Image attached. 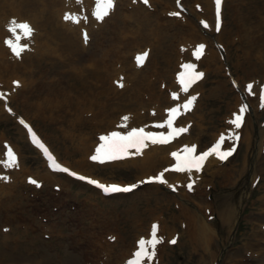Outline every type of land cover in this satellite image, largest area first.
Instances as JSON below:
<instances>
[{
  "label": "rangeland",
  "instance_id": "374dc122",
  "mask_svg": "<svg viewBox=\"0 0 264 264\" xmlns=\"http://www.w3.org/2000/svg\"><path fill=\"white\" fill-rule=\"evenodd\" d=\"M4 1L0 2V23L10 21L15 17L13 11L17 9L15 6L18 9L21 8L19 2L15 3L18 0L15 2L5 1L3 4ZM124 1L122 9L118 10V13L121 12L122 14L119 13L118 15L113 11L111 16L106 18L102 25L97 28V30L102 29L103 31L83 48V53L77 59L74 57L76 60L74 67L57 63L54 59L50 60L48 53H44L42 60L38 62L42 68V81L55 84L53 81L60 80V75L65 72L67 76L62 75V79H67L70 85L73 84L77 88L80 80L78 65L87 68L86 72L90 73L91 68L89 66L92 60L88 56L90 53L97 51L99 54L102 51L100 46L96 44V40L100 39V41L103 40L102 45L106 46L108 55H110V61L108 64L106 63V66L110 65L111 73L108 83L112 89L116 88L121 95L126 93L125 96L129 98L133 92H127L129 89L127 87L135 86L137 78L142 77L141 74L144 76V81L150 83L151 87L147 85L146 89H141L137 96L132 97V103L128 104L126 97L122 98L124 99L123 103L128 104L131 107L130 110H137L138 105L136 104L146 96L145 93L150 88L152 91L160 90L163 93L160 96L162 102L160 107L165 109L172 104L171 102L168 105L169 102H165V96L168 101L169 89L172 87L170 83L174 80L172 69L178 68L176 62L181 58L188 59L192 48L201 40V37H204L208 48L215 53V56L213 57L211 54L207 56L206 54L204 60L202 59L198 63L204 76L198 87H193L190 92L196 95V100L193 102L194 112L178 119L177 124L180 126L194 124L197 113L202 115L206 113V122L203 120L205 129L198 135L192 130L190 136L196 140L193 142L197 144V150H202L213 141L219 129L226 126L224 121L228 117L230 106L233 108L236 106V104L234 105L235 98L243 102L244 95L247 98L249 94L252 97L250 99L253 107H247L249 118L248 121L246 117L247 127L253 138L257 127L264 128V107L260 106L257 96L258 86L264 77V68L256 64L253 67L254 65L247 60L250 55L253 61H258L255 56L258 54V49L264 47V41L258 46L255 45L256 41L263 38L258 37L256 32L252 31V28L250 29L251 23L252 26L257 24V22L253 23L255 19H258L257 17H264V0H226L224 7L225 25L222 34L211 30L212 18H208V15L211 16L212 14L211 9L207 14H197L193 10L196 0H181L185 10L179 11L183 12V15L188 17L187 19L183 15H170L177 10L175 0H149L147 5L143 2L138 3V0ZM199 3L202 4L201 1ZM45 4L42 6L44 12L50 13L53 9L51 8L52 5L46 2ZM135 6H139L140 9H135ZM38 9L40 10V7ZM139 11L151 13L148 16H152L150 19L154 24L144 29L153 31L158 27L159 32L162 31L163 39L159 40V45L156 43L154 46L156 48L162 46V48L161 52H155L153 47L150 49L149 43L137 41L138 45H132V48H126L123 51L126 69L119 62V55L112 48L115 43L112 34L119 28L118 23L123 19V14L128 15L129 12H138L139 14ZM20 13L23 18H32L30 11ZM198 16L200 17L198 18ZM205 17L209 19H207L208 28L200 23V19ZM126 19L131 20V18ZM198 19L199 23L197 22ZM170 20L175 26L177 25V30H172L174 26L169 24ZM38 22L41 24V19L36 16L35 23ZM129 23L132 27L131 22ZM97 30L94 29V33ZM174 30H176L174 34L169 35ZM232 30H235L237 34L232 36ZM120 31L118 29L116 33ZM129 37L134 38L136 35L127 34L125 36V38ZM195 37L196 39H194ZM30 40L33 43V49L30 51L32 53L37 51V41L39 43L40 41L44 42L36 33H34V38L32 36ZM52 40L56 45L54 39ZM250 42H254V45H251ZM178 43H180L181 49L179 53L176 51ZM43 47L45 49V46ZM144 50L148 52L146 60L149 57L150 61L148 64L144 62L137 66L134 62L136 52ZM40 52H42L41 48ZM7 59L9 58L7 57ZM162 60L169 62L167 66L168 74L171 75L169 78L160 74L161 69L164 70L165 68L162 65ZM17 64L19 65V63ZM132 66L136 71L135 75L132 74ZM47 68L48 70H46ZM22 69L37 70V66L28 65L27 68L24 69L23 67ZM50 71H56V74H49ZM14 74V72H0V86L5 90L7 86H11ZM20 75L24 79L28 76V72L20 71ZM91 79L88 78V82ZM232 80H236L237 86L232 85ZM28 83L31 84L30 79ZM32 83H36V77H32ZM60 83L62 84L59 86L65 84L63 81ZM249 83L253 85L250 91L246 87ZM37 85L40 86V83ZM215 88L222 89V91L217 94H207L210 90L215 91ZM29 94L30 92H26L11 100L8 106L12 111H5L7 115L0 112V176L9 177L8 180L0 179V264H121L124 257L119 256L121 246L130 241L128 250H131L134 237L137 234L145 233L146 228L150 229L148 224L150 225L155 215L163 217L165 223L167 222L166 226L171 228V231L163 229V234H160L162 239L159 243L163 248L161 247L160 256L162 257L159 264H264V152L260 157L253 158L254 149L252 145L243 141L238 143L236 154L230 160L201 172L203 178L201 184L205 183L202 198L211 207L205 211L203 207H200V213L206 214L207 218L209 217L213 222L215 236L210 247V253L212 248L214 255L204 261H199L198 252L202 254V250L189 254L186 231L179 222L183 218L177 209V202L186 204L188 201L191 203V201H198V197H195L196 199L183 198V200L174 191L158 186L160 192L163 190L165 192L164 199L166 197L169 199L166 201L160 197V201H162L160 204L155 201V198L162 193H153L150 197L148 194L141 196L138 193L149 190V183L140 184L137 193L135 192L130 196L104 197L97 190H93L64 174H56L55 176L49 174L40 154L28 144L26 135L17 121V116L29 119L60 160L67 162L77 173L96 178L100 182L133 183L135 179H138L136 178L137 171L133 167H125L121 163H100L90 160V156L99 143V135L108 131L106 125L108 119L106 117L103 119L96 116L94 110L93 113L84 110L82 118L91 119V124L84 126L83 130L73 131L69 138L62 128L64 125H68V120L72 117L67 115V117H57L54 120L48 119L45 113L36 110V107L42 103L44 93L35 92L32 97H29ZM118 106H121L120 102H118ZM148 106H153V104L149 103ZM121 110L117 109L113 112L115 113L114 117L122 113ZM149 110L148 112L145 109L144 115H150L153 108ZM164 115L155 116L156 118H153L152 121L146 120L149 116L141 118L128 116L127 121L131 122L130 124L133 126H149L155 119H157L156 121L164 119L166 117ZM241 132L244 133V130ZM82 141L86 142L85 147L90 148L88 152L82 149ZM6 145L7 149L10 147L16 154L15 166H5L4 162L7 156L4 158L3 154H5ZM85 160L94 165L91 164L92 167L89 168L79 165ZM243 160L246 161V168L242 174L234 183L226 181L225 172H231L238 168ZM219 167L224 170L222 175L217 174L212 180H209L211 170ZM156 172L157 170L151 171L152 174ZM251 173H253V178L248 180ZM29 178L38 181L39 186L30 183ZM155 188L152 187V190ZM157 203L159 204L158 208ZM227 203L234 206L233 220L230 221V225L221 223L217 218L218 209ZM162 221L164 223V220ZM237 221L235 234H232ZM178 233L180 234L178 236L179 243H169V236L173 234L176 236Z\"/></svg>",
  "mask_w": 264,
  "mask_h": 264
},
{
  "label": "bare ground",
  "instance_id": "6f19581e",
  "mask_svg": "<svg viewBox=\"0 0 264 264\" xmlns=\"http://www.w3.org/2000/svg\"><path fill=\"white\" fill-rule=\"evenodd\" d=\"M1 1H3V0H0V2ZM5 1H14L15 2L16 0H5ZM5 1L3 2V4L5 3ZM199 1H201L202 4L199 3ZM18 2L20 3L21 8L18 9V7L15 6L17 9L13 10L14 16L17 18V21H21V20L26 19L27 22L30 23L31 26H33V29H34V32L32 34L33 38H34V33H36V35L38 37L40 36L44 42L40 41V43H39V41H37V43H36V46L38 45L37 51H34L32 53L30 51H32V49H33V47H32L33 43H31V40H30L31 38H29V39H27L28 45L30 46L29 52H24V54L21 56V59L19 62H17V60H12L11 58H10V60H8L7 56H8L9 52H7V51L9 49V47H7V48L4 47L3 42L5 43V38H7L8 36L10 37L12 35V33H10L8 31V29L6 28L8 21H5V22L3 21L4 23L3 22L0 23V72L1 73H2V71H4V73L14 72L15 73L14 78L19 79L21 81L20 86L16 88L15 92H14V90L12 92L11 86H9V87L7 86L9 89L7 96H8L10 101L14 100L15 97H17L19 95L25 94L26 92H30L29 97H32L35 92L44 93V96L42 97V103H40V105H38L36 107V110L42 111L43 113H45V115L48 119L50 118L52 120H54L57 117H67V115L72 117L68 120V125H64V127L62 128V129H64V132L67 135V137H69V138L71 137V133L73 131L83 130L84 126H86V125L89 126L91 124V119H88V118L83 119L82 118L83 117L82 112L84 110L91 111V112L94 110V113L96 116H99L103 119H104V117H106L108 119L106 125H107V128L109 130L114 128V125H115L114 122H116V120L118 121L119 115L123 114V113H127V116L132 117V118L133 117L134 118L135 117L141 118V117L149 116V117H147L146 120L150 119V121H152L153 118H156L155 116H160L163 113V109L160 107V104H162V102L160 100V96H162L163 93L160 90L159 91H152L150 88L147 89V91L145 93L146 96L143 99L141 98L139 103L136 104V105H138L137 110H130L131 107H129L128 104L131 102L132 97L137 96L138 92L141 89H146L147 85L150 86V83L144 81V76L142 74H141L142 77L139 76L137 78L138 80L136 79L137 83L135 86L127 87V88H129L127 90V92H130V91L133 92L132 95L131 94L129 95V98L125 96L126 93L124 95H121V93L116 88L112 89L111 86H109L108 79H109L111 72H110V65L106 66V63L108 64V62L110 61V55H108V51H107L106 46L104 47V45H102L103 40L100 41V39L96 40V44L98 46H100L102 51L99 52V54L97 51L94 53H90L88 56V58H91V60H92V63L89 66L91 68L90 73L86 72L87 68L81 67L78 65L79 79L80 80H79V86H77V88L73 84L70 85V83L68 82L67 79L66 80L62 79V75L67 76V74L65 72L62 73V75H60V80L56 79L55 81H53V82H55V84H51L49 81H42V77H41L42 76V73H41L42 68H41V65L38 64V62H40V60H42L41 58L44 56V53H48L47 55H48L50 60L54 59V60H56L57 63H62V64H66L67 66L74 67L75 66L74 63L76 62L75 58L77 59L80 56V54L83 53L84 43L89 44L90 42H92V39H94V37H96L101 31H103L102 29L97 30V28H99L100 25H102V23L106 20V18L111 16L112 11H115V13H118V10L122 9V4L125 3L124 0H114L113 9L110 11V13L106 17H104V19L100 23L97 21L93 22L92 18H90V20L92 22L88 21L89 16H91L92 7L95 6V4L91 5L92 0H77L76 2H74L73 0H68L67 4H65L64 0H18L15 3H18ZM45 2L47 4L50 3L52 5L51 8H53V9H51L50 13L44 12V7H42V6L46 5ZM195 3L196 4L199 3L202 6L201 7L202 12L208 13V10L211 9L212 13H213L214 0H196V1H194V4ZM225 5H226V0L223 1L222 10H221L222 15H224ZM139 6H141V5L139 4ZM139 6H135L134 8L140 9ZM196 6L197 5H195V8H196ZM39 7H40V10L38 9ZM195 8L193 6V9H195ZM22 11H24V12L30 11L32 18L30 19V17H28V18L21 17L20 12H22ZM62 11L64 14L65 13H69V14L75 13L81 19L79 20L78 23L71 22L70 24H65L64 22H61V20H60V17L62 15ZM57 13H58V15H57ZM119 13H121V12H119ZM119 13H118V15H119ZM150 14H151L150 12H145V11H142V12L139 11V14H138V12H129L128 15L123 14V19H121V21L118 23V27H119L118 29L121 31L116 33L118 30L117 26H116L117 30H115L112 34V39L114 38L113 40L115 42L112 48H113L114 52L119 55V57H118L119 62H121L122 66L126 69H127V67L124 64V52L123 51L126 48H132V45L133 46L138 45L137 41H140L141 43L146 42V44L149 43L150 49H151V47H153L155 52H157V51L161 52L162 46H159L157 48L154 46L156 43H157V45H159L160 44L159 40L163 39L162 31L159 32L158 27L156 28V30H153V31H150L149 29H147V30L144 29V28H148L149 25L154 24L152 22V20L150 19V17L152 18V16H148ZM160 14H162V13H160ZM4 16H7V15H4ZM36 16L38 17V19L39 18L41 19V24L39 22L37 24L35 23ZM57 16H58V20H57ZM84 17H87V19L85 20ZM5 18H7V17H5ZM126 18H131V20L126 19ZM184 18L187 19L188 17L184 16ZM208 18L211 19V16L209 15ZM257 18L258 19H255L253 22V23L257 22L256 25L252 26V23L250 24L251 25L250 29L252 28V31L256 32L255 34H257L258 37L263 38L262 40L255 42L256 46L263 43V41H264V17L259 16ZM129 22H131V25L133 28L130 27ZM262 22H263V25H261ZM169 24L174 26L172 28V30L177 28L176 27L177 25L175 26V24L172 22V20L169 21ZM211 26L213 29L214 28L213 23ZM82 29H84L85 31L82 32ZM94 29L97 30L95 33L93 31ZM166 29H168V28H166ZM166 29H161V30H166ZM42 30H44V32H42ZM176 30L170 32L169 35H173ZM236 30L238 33V26H237ZM220 31H221V34L224 32V21L222 22V26H221ZM85 32L87 33V37H88L87 41H85L84 35H83ZM232 32H233L232 36H234L236 31L232 30ZM127 34H129L130 36L136 35V37L125 38V36ZM236 36H238V35H236ZM52 39H54L56 45H54ZM194 39H196V37ZM250 39L253 41L252 38H250ZM148 41H151V42H148ZM200 41H203V42L205 41L207 43V41L205 40L204 37H201ZM253 43L254 42H250L251 45H254ZM178 44L180 45V43H178ZM5 46H6V44H5ZM43 46H45V49ZM115 47H117V48H115ZM145 47L148 48V46H145ZM40 48L42 49V52H40ZM176 51L180 52V50H176ZM206 54H207V56L209 54H211L213 57L215 56V53L210 48H208V45H207V47L205 49V53L202 56V58L200 59V61H202V59L204 60V57L206 56ZM86 57H87V55H86ZM255 57L258 61H256V60L253 61V58L250 55H249V59H247V60L250 61L252 65H254L253 67H255V64H256V65H261V68H264V47H260L258 49V54ZM81 58L83 59L84 57H81ZM12 61H14V62H12ZM149 61H150V59L148 57L147 60H145V63L148 64ZM17 63H19V65ZM162 63H163L162 64L163 67H165V68H164V70L161 69V73H160L161 76L167 77V78L171 77V75L168 74V70H167V66H168L169 62L162 60ZM176 64H177V62H176ZM28 65L32 66V67L37 66V70L25 69V68H27ZM23 67L25 70L22 69ZM79 67H81V68H79ZM174 67H175V65H174ZM208 67H209V64H208ZM46 70H48V68ZM20 71L28 72V76L23 79L21 77L22 75H20ZM172 71L174 72V71H176V69L173 68ZM55 72L56 71H50L48 73L49 74H56ZM135 73H136V71L133 69V66H132V74L135 75ZM133 75L131 76V78L133 77ZM32 77H36V83L35 84L32 83ZM88 78H92L90 82H88ZM29 79L31 81V84L28 83ZM60 81H63V83H65V84H63V86H59L62 84V83H60ZM201 81H202L201 79L196 81L191 86V88L198 87V85L200 84ZM39 83H40L41 87L39 85H37ZM106 83H107V85H106ZM174 84L175 83L171 82L170 86L173 87ZM221 91H222V89L215 88V91L210 90V91H208L207 94L208 95L217 94ZM213 92H215V93H213ZM125 97L128 100V104L123 103L124 99H122V98H125ZM183 97L185 98V96L182 95L181 98H183ZM166 98L167 97L165 96V102H170V100L168 99V101H167ZM145 99H146V101H145ZM235 99L236 100L234 101V105L235 104L238 105L239 101L237 98H235ZM199 100H200V98H199ZM118 102H120L121 106H118ZM149 103H152L153 106H148ZM198 103H199V101H198ZM80 104H81L82 108H81V106L79 107ZM96 107H97V109H95ZM128 107H129V110H127ZM119 108L122 109L121 111H123V112L120 113L117 117H114L115 113H113V112H115L117 109L120 110ZM123 108H126V109H123ZM150 108H153V110L150 112V115H147V114L144 115L146 111H148V112L150 111L149 110ZM230 108H229L230 110H229L228 114L231 115V117H232L233 113H235V111L238 110V112H239V108H237V106H236V108H237L236 110L231 106H230ZM145 109H146V111H145ZM0 112L7 115L3 111V101L2 100H0ZM205 114L206 113H204L203 115L200 113H197L195 115L196 121H194V124H193L194 126L193 125L192 126L186 125L185 127L188 128V131L185 133H182L180 136L174 138L172 141H170L167 144L152 145L149 143V146L147 148L143 149L142 153L140 155H137L135 157L125 158V159L120 160V161L117 160V161H106V162L121 163L122 165H125V167H133L137 171L136 172L137 173L136 178H138V179H136V180H139V179L141 180L143 177L146 178L148 175H150L152 170H159L160 172H162L164 170V167L168 168L171 163H174V160L170 156V153L174 150H177L176 147L178 145H180L179 147L181 148L184 144L191 145V144L195 143L193 141H196V140L195 139L193 140L190 137L191 131L192 130H193V132L195 131V134L198 135L202 130L205 129V123L203 124V120L206 122ZM228 114H227V116H229ZM184 115H186V113H184ZM246 116H248V115H246ZM132 120H130V121H132ZM156 120L157 119H155V121ZM248 121H249V119H248ZM248 121L243 122V124L241 125L240 128H232V129H223L222 128V129H220V131H218V134H215L214 140L216 141V139H218L219 136L223 133H225L226 135H230L232 133L231 131L235 132V131H239V130L240 131L244 130V133H242V136L239 137V142H243V141L245 143H246V141L249 142V145L251 144L253 149H254L252 157L255 159L260 157L262 152H264V149H263L264 143L262 142L263 140H261L262 136L264 134V128L262 129L261 127H257L256 131H255V136L253 138L252 134L250 133L249 128L247 127ZM99 123H101V122H99ZM130 126H133V125L130 124L127 126V128ZM147 127H149V126H147ZM229 130H231V131H229ZM152 131H161V130H152ZM236 140L237 139H233V141H236ZM85 145H86V142L82 141L81 142L82 149L85 150V152H88L90 148H88V146L85 147ZM94 146H93V148H94ZM48 148L52 151L50 146ZM230 158L231 157L227 158V160H225V162L228 161ZM220 162H221V160L216 158V156L213 154L209 158H207L204 166L202 167V169L199 173H197V172H195V170H193L191 178H192V180H194V184H193V188L191 191H189L187 188V183L189 182V177H188L187 173H177V172H174L172 170H169V171L164 173L165 179L168 181L169 184H172L175 186L174 191L177 192V195L181 199H183V198H190V199L194 198V199H196L198 197V201H191V203L188 201L186 204L183 202H180V201L177 202V209H179V215H182L181 217L183 218L182 220H179V222H181L182 228L186 231L185 234L187 236V241H188V245H189V250H188L189 254L195 253L194 251L198 252L199 250H202V254L198 252V260L199 261H201V260L204 261L206 258L207 259L211 258L214 255L212 248H211V253H210V247L212 246V243L214 241L213 239L215 236L214 235L215 230L213 229L214 228L213 222L210 220L209 217L207 218L206 214H204L203 212L200 213V207H203L204 211L207 208L209 209L211 207L202 198V191H203V188L205 187V183L201 184V180L203 179L201 172L207 170L208 168H210L214 165H218V164L220 165ZM62 163H63V165L67 166L68 168L71 167L70 165H68L67 162L63 161ZM47 164H48V162H47ZM91 164H93V163H91ZM91 164L88 163L86 160L84 162L79 163V165H81L85 168L92 167ZM240 165L241 166L232 170L231 172L230 171L225 172L226 173V177H225L226 181L234 183L237 180V178L242 174V172L246 168V161L243 160V163ZM47 172L49 174H53V172H51L50 170H47ZM222 172H224V170L221 167L213 168L210 172L209 180H212L214 178V176H217V174L222 175ZM249 174H250V170H249ZM55 175L56 174H54V176ZM252 178H253V173H251L248 180H251ZM82 184L88 187L87 184H84V183H82ZM121 185H125V184L123 183ZM158 185H164V184H161V183L150 184V185H148V187H150L149 190L144 191V192H138V193H140L141 196H145L148 194L149 197L153 193H162L160 196L155 198V201L161 204L162 201H160V200L164 199L165 192H164V190H163V192H160ZM152 187H156V188L152 190ZM169 189H172V188H169ZM137 190H138V188H136V189H134V190H132L126 194L119 193V194H114L111 196H120V195L130 196V195H133V193H135ZM160 197H161V199H160ZM164 200L168 201L169 199H168V197H166ZM158 203H157V208L159 206ZM153 211H156V210H153ZM154 213H156V212H154ZM217 213H218L217 218L221 221V223H223L225 225H230L231 224L230 221L233 220L234 206L229 205V203H227L226 205L221 206L218 209ZM162 220H164V223ZM151 221L152 222L150 223V225L148 224L150 229L146 228L145 233H140L139 235L137 234L138 236L136 234H135L136 236L134 235L135 237H134V240L132 241L133 246H132L131 250H133V248L138 247L137 241L140 239V237L143 236V238H145V239H149L151 237V227H152L153 223H155L157 225V233H159V234H163L162 233L163 229H167V231H169V230L171 231V228L166 226L167 222L165 223V219L163 217L161 218L159 215H157V216L155 215V218L152 219ZM157 233H156V235L159 237V234H157ZM173 233H174V231H173ZM182 234H184V232H182ZM179 235H180L179 233L176 235L177 239H178ZM136 237H137V239H136ZM173 237H175V234L169 236L168 239L170 240V238H173ZM134 242L136 243L135 246H134ZM176 242L179 243V239ZM129 245H130V241L127 244L124 243L123 246H121V248H120L121 251L119 252V256H124L122 258L123 262L128 260V258L130 256H132V253L136 251V250H134V251L128 250ZM161 247H162V245L160 243H158L156 245L155 256L153 257L151 264H159L160 263L159 260L162 257V256H160V254H161V250L163 248V247L162 248ZM143 264H149L147 258H145L143 260Z\"/></svg>",
  "mask_w": 264,
  "mask_h": 264
},
{
  "label": "snow or ice",
  "instance_id": "6c2138e0",
  "mask_svg": "<svg viewBox=\"0 0 264 264\" xmlns=\"http://www.w3.org/2000/svg\"><path fill=\"white\" fill-rule=\"evenodd\" d=\"M144 4H148L149 0H143ZM179 4V0H177ZM215 3V14H216V30L219 31L221 27V3L222 0H214ZM114 7V0H96V4L92 15L96 18V20H103L110 11ZM180 12L170 13V15L179 16ZM65 21L71 20L73 23H78L81 19L75 13L69 14L65 13L63 16ZM86 20L87 17H84ZM200 23L208 28L209 25L206 21L201 20ZM8 31L12 33L10 37L5 38V44L9 47L12 54L19 58L21 53L29 48V45L24 43H20L21 39H29L31 38L34 29L27 21H17L13 18L9 24L7 25ZM84 39L87 41V33L84 34ZM205 48L204 44H198L195 48L194 55L197 59L203 54V49ZM148 52L145 51L143 53L138 54L135 57V61L137 66H140L144 63L145 58L147 57ZM181 71L177 74V80L181 86V91L187 92L188 89L194 84L196 81L200 80L204 73L196 70V65L189 62L181 65ZM13 83L18 84V81H14ZM123 86L122 84L120 85ZM247 90H251L253 85L249 83L247 86ZM4 94L0 93V97ZM173 98H176L177 94L175 92L172 93ZM260 106L264 107V85L261 86L260 93ZM196 100V95L189 96L182 104H176L173 107H169L167 109L168 116L162 123H156L154 126L157 128L167 127V131H146L147 126L141 127H131L130 129L124 131H109L107 134L99 135V143L95 147L94 153L90 156V160L98 161L100 163H104L106 161H117L123 160L125 158L135 157L142 153V150L149 146V143L152 145L157 144H167L172 141L174 138L180 136L182 133L188 131L187 127H176L174 126V121L176 118L181 115V109L184 112H187L191 109L193 102ZM247 105L241 104L239 107L238 113H233V118L231 119V125L235 126V128H240L244 119V114L246 111ZM128 116L122 117V126L127 128ZM20 124H22L28 132V135L31 139V142L36 145L47 158L49 167L54 170H59L65 173H69L73 177H77L80 180L87 181L88 183L98 187L104 193H113V192H128L135 188H137V184L146 182H157L161 184H166L169 188L175 190V186L169 184L165 179L164 173L172 170L177 173H187L189 177V182L187 183V188L189 191L192 190L194 180H192L193 170L199 173L202 167L205 164L207 158L211 155H215L219 160H226L231 154L235 147L227 148V150H222L221 145L225 141V135L221 134L218 139L206 150L197 151V145L195 143L189 145L184 144L180 149L174 150L170 153V156L173 158L174 163H171L168 168H165L162 172L147 176L145 181H138L136 183H130L121 185L118 183H101L96 179H92L88 176L80 175L75 171H71L69 168L62 166L59 164L53 154L49 151V149L45 146L44 143L41 142L39 137L33 131L31 127L23 119H21ZM228 139H238L239 133H231ZM134 150V151H133ZM7 159L4 162L5 166H15L16 165V154L9 147L6 152ZM0 179L8 180V176H0ZM29 182L39 186L38 181L29 178ZM157 233V225L153 223L151 227V237L149 239H145L141 237L138 241V248L135 251L133 257L127 261V264H142V261L147 258L149 264L153 257L155 256L156 245L160 242L162 238L156 235ZM110 239H113L110 237ZM175 239L170 241V243H174Z\"/></svg>",
  "mask_w": 264,
  "mask_h": 264
}]
</instances>
